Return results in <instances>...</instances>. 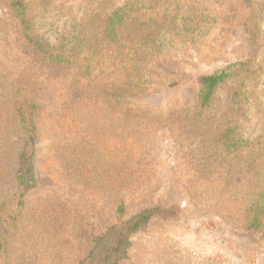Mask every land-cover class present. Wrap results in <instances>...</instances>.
<instances>
[{
  "label": "rangeland",
  "instance_id": "1",
  "mask_svg": "<svg viewBox=\"0 0 264 264\" xmlns=\"http://www.w3.org/2000/svg\"><path fill=\"white\" fill-rule=\"evenodd\" d=\"M34 1L28 39L10 0H0V234L8 240L0 264H92L96 238L155 208L127 234L116 264H264V231L244 230L237 218L264 195V79L256 74L264 0H145L152 24L130 20L120 32L122 42L149 43L135 55L147 91L128 94L120 56L89 78L78 65L48 62L38 47L61 43L93 4L135 0ZM238 63H248L251 95L236 107L232 77L193 116L196 78ZM226 128L238 154L220 153ZM23 152L31 177L22 192Z\"/></svg>",
  "mask_w": 264,
  "mask_h": 264
},
{
  "label": "trees",
  "instance_id": "2",
  "mask_svg": "<svg viewBox=\"0 0 264 264\" xmlns=\"http://www.w3.org/2000/svg\"><path fill=\"white\" fill-rule=\"evenodd\" d=\"M33 3L39 6L43 4V1L35 0ZM49 3H52V1ZM262 3L259 7L263 5L260 13L262 20H264V1ZM31 4L32 2H29V0H10L9 3V8L20 21L23 33L28 39H32L31 37L33 35L30 19V15L33 12L29 8ZM137 5H141L142 7ZM147 6L149 7L145 0H135L132 3H124L121 6H110L107 8H100L99 5L93 4L88 11L87 21L74 19L71 24V31L69 33L67 32V37L62 38L61 43L52 48L41 44L38 50L50 63L63 66L78 65L84 68L85 75L89 78L101 77L103 64L108 60L114 62L115 58L120 56L121 67L126 72L125 94L130 93L131 89L138 92L147 91L148 83L145 81L139 65L136 64L138 59L136 58L135 60V55L137 56V49H139L140 44L146 48L149 46V43H146V46H144L137 38H134L132 41L122 42L120 34L124 25L130 20L136 21L138 26H150L152 24V15L148 14L149 8ZM133 11L141 14L135 15ZM95 19L100 20V22L94 28V33L84 32L86 26H94ZM97 38L106 47L104 53H101L96 48L98 46L96 44ZM259 55V68L256 74L264 79V32L259 35ZM247 65L248 63L232 64L211 74L197 77L195 81L197 87V104L193 108V116L200 115L202 110L208 109L216 89L232 77L235 78V82L239 83L233 94V104L237 107L241 101H245L247 96L251 95V89L249 87L251 71L244 70ZM241 74H244V76L239 78ZM262 93L264 95V91ZM19 112H21L20 108ZM23 123L26 124L25 145L31 147L34 142L33 127L29 120H23ZM222 132L223 135L220 138V153L238 154V151H241L238 140L231 135L229 129L226 128ZM30 175L31 166L29 157L28 154L26 155L23 152L19 157V169L16 175L18 185L22 192L28 188ZM22 194L20 193L18 195L17 200L21 199ZM18 204L20 202H17ZM158 211L157 208L144 211L128 222L124 229L116 230L113 227L108 229L102 236L96 238L95 245L96 248L100 249V254L92 264H116L117 260L123 255L125 247L128 245L127 234L145 225ZM122 212L123 208L120 205L117 208V213L120 215ZM237 218L239 219L238 225L244 230L253 231L259 229L264 231V195L257 192V195L252 198L243 210L242 215H239ZM7 242L6 234H0V255L2 250L3 253L5 252L4 247Z\"/></svg>",
  "mask_w": 264,
  "mask_h": 264
}]
</instances>
